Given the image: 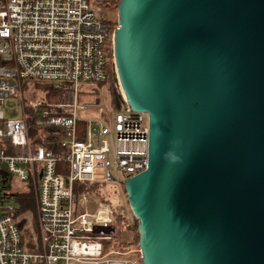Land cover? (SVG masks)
I'll use <instances>...</instances> for the list:
<instances>
[{"label": "water", "instance_id": "water-1", "mask_svg": "<svg viewBox=\"0 0 264 264\" xmlns=\"http://www.w3.org/2000/svg\"><path fill=\"white\" fill-rule=\"evenodd\" d=\"M117 16L119 81L149 119L148 167L123 184L142 264H264V0Z\"/></svg>", "mask_w": 264, "mask_h": 264}, {"label": "built area", "instance_id": "built-area-1", "mask_svg": "<svg viewBox=\"0 0 264 264\" xmlns=\"http://www.w3.org/2000/svg\"><path fill=\"white\" fill-rule=\"evenodd\" d=\"M119 2L0 0V264H140L131 250H106L115 214L91 211L95 195L78 186L115 184V172L126 180L149 164L148 114L129 106L114 59L119 24L111 13ZM109 70L121 94L116 112L82 116L100 100L82 104L81 82L104 83ZM30 82L52 86L30 103L23 89ZM13 96L22 119L4 115ZM14 177L29 182L34 209L21 211ZM27 212H36L39 251L25 240Z\"/></svg>", "mask_w": 264, "mask_h": 264}, {"label": "rangeland", "instance_id": "rangeland-1", "mask_svg": "<svg viewBox=\"0 0 264 264\" xmlns=\"http://www.w3.org/2000/svg\"><path fill=\"white\" fill-rule=\"evenodd\" d=\"M113 5V4H112ZM111 18L116 20L118 19L117 11H113L111 13ZM113 72L111 70L108 71V80L104 83H98V82H81V89L82 93L80 94V101L81 103H96V100L99 99L100 103L99 105H95L94 107H90L89 109L85 110L82 113V116L86 118H99L104 115L105 110H110V112L115 113L116 112V104L114 103L113 94L111 93L110 85L114 86L117 93L120 96L119 88L114 85L115 77H113V81L111 82ZM47 85V84H45ZM52 85V84H48ZM32 86V84H26L24 86V93L29 97L28 95H32L34 91L30 90L28 87ZM47 90V86L40 88L38 90L37 94L33 97L27 100L28 102L36 101V98L40 96V92H43ZM119 103V102H118ZM4 115L7 119H22L23 118V104L20 99V97H10L6 100L4 108ZM32 134H35V131L32 130ZM117 175L119 182L113 184V183H106L100 185V196H94L96 201H93L90 203L91 211L100 213L103 215L104 219H108L105 209H110L114 214H123V215H132L127 202V194L124 193V179L125 175L120 172H115ZM30 185L29 182L23 181L19 178H13V192H20V193H29L30 191ZM101 196L104 198V200L101 198ZM92 200V199H91ZM16 205H18L17 202L12 200ZM12 202V203H13ZM29 216V223L26 224V226L30 225L28 228H25V240L27 242V245L34 249L39 251L41 249L38 241V231H37V218H36V212H27L26 213ZM116 225V223H115ZM117 227V234L119 232L122 233V237L129 238L132 236V231L130 229H127L123 226ZM139 244L134 245L132 248L135 250L133 254L136 255L137 259L139 260L140 264L142 263V259L139 257ZM115 247V245H112ZM115 249V248H114ZM117 251H126L128 249H119L116 248ZM114 258H120L119 255H114Z\"/></svg>", "mask_w": 264, "mask_h": 264}, {"label": "trees", "instance_id": "trees-1", "mask_svg": "<svg viewBox=\"0 0 264 264\" xmlns=\"http://www.w3.org/2000/svg\"><path fill=\"white\" fill-rule=\"evenodd\" d=\"M113 77L114 74H112L111 77V82L113 81ZM27 84H32V86H29L28 88L32 91H34L32 93V95H28L29 97L26 98L27 100H29L30 98H33L38 90H40V88L47 86L48 88H51L52 85H49L47 83H42V82H30ZM47 84V85H45ZM111 88V93L113 94V98H114V103L117 105L118 102H120V96H118L119 94L117 93L116 89L114 88V86L110 85ZM48 94H53L52 91L48 92ZM55 95H52L51 98L55 99ZM31 125H37L36 120L32 121ZM49 146V145H48ZM79 191H81L80 189L82 188V186H86L87 191H90L91 193H93L95 196H100V184L98 183H80L79 185ZM124 193H126L125 188H124ZM19 200H20V205H21V211H27L29 209H34V197H33V192L32 190L29 191V193H22V194H18ZM101 198L104 200V198L101 196ZM114 222L116 223V225L118 226H123L127 229H130L132 231V236L129 238H124L122 237V233L119 232L117 234L116 232V236L115 239L111 242H107L106 243V250L108 251L110 248H119V249H128L126 251H130L131 249H133L132 247L136 244L139 243V234H138V222L137 220L134 219V217L132 215L125 214H116L115 213V220ZM117 229V227H116ZM112 245H115L112 246ZM142 264V263H141Z\"/></svg>", "mask_w": 264, "mask_h": 264}, {"label": "crops", "instance_id": "crops-1", "mask_svg": "<svg viewBox=\"0 0 264 264\" xmlns=\"http://www.w3.org/2000/svg\"><path fill=\"white\" fill-rule=\"evenodd\" d=\"M134 249H131V253H129V257L131 258V259H137V257H136V255L135 254H133L134 253Z\"/></svg>", "mask_w": 264, "mask_h": 264}, {"label": "bare ground", "instance_id": "bare-ground-1", "mask_svg": "<svg viewBox=\"0 0 264 264\" xmlns=\"http://www.w3.org/2000/svg\"><path fill=\"white\" fill-rule=\"evenodd\" d=\"M123 94H124V92H123ZM124 96L126 97V95L124 94Z\"/></svg>", "mask_w": 264, "mask_h": 264}]
</instances>
